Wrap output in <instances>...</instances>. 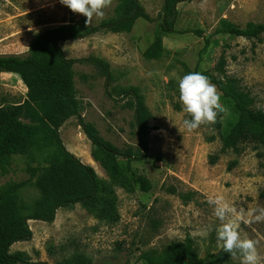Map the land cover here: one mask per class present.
<instances>
[{"label":"rangeland","instance_id":"obj_1","mask_svg":"<svg viewBox=\"0 0 264 264\" xmlns=\"http://www.w3.org/2000/svg\"><path fill=\"white\" fill-rule=\"evenodd\" d=\"M147 19L135 20L128 33L100 31L83 39L60 42L67 59L94 57L105 61L111 78L88 62L73 64V100L85 122L118 148H139L133 126V108L127 103L132 93L142 97L152 128L146 135L145 162H131L130 168L145 175L151 183L148 192L134 184L124 159H117L120 175L113 179L91 156L92 146L75 116L58 128L63 146L81 163L89 165L98 178V195L103 203L91 210L73 205L59 208L54 221H28L29 241L13 244L9 252H25L29 264H140L141 254L160 252L172 241L189 236L200 258L222 251L216 231L220 221L209 199L222 195L237 209L264 206V146L240 142L237 153L219 154L223 139L235 124L238 113L230 99L221 96L228 109L215 123L202 124L194 131L183 127L191 119L179 100V79L190 72H208L222 80L230 79L248 94L253 105L264 111V33L261 42L246 37L215 34L224 27L243 28L264 24V0H194L177 4L174 32H160L165 50L155 57L144 52L161 23L164 0H138ZM116 0L104 9L111 16ZM170 18V14L167 13ZM60 0H0V54L27 53L31 41L46 30L80 21ZM31 28L26 33L14 32ZM201 30L202 36L192 31ZM210 38L203 51L204 38ZM9 38V39H8ZM223 67L219 68L220 61ZM11 90L26 92L20 82H10ZM131 92L127 93L126 92ZM0 97V104L3 102ZM5 101V99H4ZM65 112L72 106L65 103ZM5 103H9L5 101ZM219 154L215 164L209 159ZM34 164H48L56 158L51 150L33 151ZM24 158H15L13 171L0 178V185L27 178ZM23 215L33 212L39 194L32 188L19 193ZM207 231L206 236L199 235ZM252 238L264 236V222L241 225ZM264 256V240L258 245ZM240 264V258H231ZM264 264V261H262Z\"/></svg>","mask_w":264,"mask_h":264},{"label":"trees","instance_id":"obj_2","mask_svg":"<svg viewBox=\"0 0 264 264\" xmlns=\"http://www.w3.org/2000/svg\"><path fill=\"white\" fill-rule=\"evenodd\" d=\"M194 0H164L161 23L155 27L153 42L144 52L146 57H155L163 53L159 33L174 32L177 17V4L190 3ZM170 14V18L167 17ZM138 18L147 19L138 0H116L111 16L102 19L97 25L86 24V17L75 23H64L36 36L23 55H0V73H12L18 76L26 88L25 98L21 103H5L8 98H1L0 104V178L13 171L15 158H24V171L27 178L21 181H8L0 185V264H29L25 252L10 253V247L23 241H29L32 232L28 221L51 223L59 208H71L79 204L86 210L102 204L98 195V178L91 166L83 164L63 146L58 128L70 116H75L84 136L92 146L91 156L113 179L120 175L117 159H124L134 184L142 192L151 189L148 178L133 171L131 162H145L148 156L146 135L152 129L147 126L150 119L142 97L136 91L133 100L127 103L133 108V126L139 141V148L121 149L103 138L98 130L85 122L73 100V64L88 62L93 64L105 76L111 78L108 64L94 57L67 59L59 43L83 39L100 31L128 33ZM201 37V30L192 31ZM264 24H246L216 29L215 34H228L246 37L261 42ZM210 45V38H204L205 51ZM223 67V61L219 68ZM211 83L215 84L224 98L230 99L237 110L238 117L227 136L223 139L219 154L231 150L237 153L240 142L264 146V111L253 105L248 94L238 90L230 79L222 80L208 72H202ZM131 93V92H126ZM72 106L65 112L63 101ZM5 99V101H4ZM51 150L56 158L48 164H34L33 151L40 153ZM218 153L213 154L210 164H215ZM32 188L40 198L33 203V212L23 215L24 205L19 193ZM140 264H233L230 254L220 251L207 253L200 258L193 249V241L187 236L182 241H172L160 252L150 250L141 254Z\"/></svg>","mask_w":264,"mask_h":264},{"label":"clouds","instance_id":"obj_3","mask_svg":"<svg viewBox=\"0 0 264 264\" xmlns=\"http://www.w3.org/2000/svg\"><path fill=\"white\" fill-rule=\"evenodd\" d=\"M73 13L86 17V24H90L94 17L103 18L104 9L109 7L112 0H60ZM179 100L184 111L191 119L183 120V127L191 132L202 124L215 123L219 113H227L228 109L221 102L222 93L209 78L200 72H190L179 79ZM214 205V215L220 221L215 229L218 247L231 258L239 257L240 264H262V256L258 245L264 236L250 237L242 232L241 225L264 222V206L237 209L224 196L216 195L209 199ZM207 231H200L199 235L206 236Z\"/></svg>","mask_w":264,"mask_h":264},{"label":"crops","instance_id":"obj_4","mask_svg":"<svg viewBox=\"0 0 264 264\" xmlns=\"http://www.w3.org/2000/svg\"><path fill=\"white\" fill-rule=\"evenodd\" d=\"M31 28H25L24 30H20L17 32H14V34H21V33H26L27 31H29ZM9 39V38H8ZM0 41H3V39H1ZM0 55H18V54H11V53H5V54H0ZM4 77H9L10 82H16L17 80H19L18 76L12 73H0V97H4L6 96V98H8L9 103H21L24 98H25V93L26 92H15L14 90L10 89V85L7 82H4L3 79ZM21 82V81H20ZM7 104V103H6Z\"/></svg>","mask_w":264,"mask_h":264}]
</instances>
